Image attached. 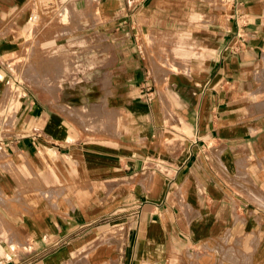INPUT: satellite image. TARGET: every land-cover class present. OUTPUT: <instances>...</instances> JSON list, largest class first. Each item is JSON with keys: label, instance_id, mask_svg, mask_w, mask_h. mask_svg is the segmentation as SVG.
Here are the masks:
<instances>
[{"label": "crops", "instance_id": "0c3cea01", "mask_svg": "<svg viewBox=\"0 0 264 264\" xmlns=\"http://www.w3.org/2000/svg\"><path fill=\"white\" fill-rule=\"evenodd\" d=\"M178 9L0 0V107L9 93L16 107L0 131V264H264V0H231L203 60L168 72L145 43ZM32 17L90 44L68 53L80 84L19 77ZM83 104L106 133L84 129Z\"/></svg>", "mask_w": 264, "mask_h": 264}, {"label": "rangeland", "instance_id": "374dc122", "mask_svg": "<svg viewBox=\"0 0 264 264\" xmlns=\"http://www.w3.org/2000/svg\"><path fill=\"white\" fill-rule=\"evenodd\" d=\"M176 1L179 4L178 11L172 12L173 15L169 12L167 18H176L178 28L163 26H161L162 28H156L158 30L156 38L145 43L150 48L155 67H162L168 72L186 69L190 64L203 60L205 41L208 38L206 28L212 25L214 20L226 19L231 13V0ZM58 8L53 11V18L62 21V23H68L70 16L68 10L60 11ZM33 20V17L29 20L25 31L27 41L23 44L19 54V77L39 88H42L44 80L47 86L51 83L58 84L60 81H63L67 87L76 83L80 84L85 71L84 60L74 58V54L69 55L68 53L75 49L84 52L89 51L90 44L86 41L80 43L70 42V35L65 30H61L54 36L49 28L45 29L44 25L42 26L41 20ZM187 25L195 30L189 37L182 34ZM171 31L174 33H171ZM60 34L63 35L62 39L65 38V42L63 40V43L57 42L55 44L53 40L59 38ZM55 51L66 52L67 54L63 56L69 57L60 58V55L55 54ZM43 67H45L47 73L50 71L51 74L44 75ZM10 95L9 93L0 107V131L8 130L12 126L16 107L13 104H8ZM82 109L88 115L85 119L81 118L84 129L92 133L93 131L106 133V114L94 112L88 106L85 107L84 104Z\"/></svg>", "mask_w": 264, "mask_h": 264}, {"label": "bare ground", "instance_id": "6f19581e", "mask_svg": "<svg viewBox=\"0 0 264 264\" xmlns=\"http://www.w3.org/2000/svg\"><path fill=\"white\" fill-rule=\"evenodd\" d=\"M64 13H65V12H64ZM62 14H63V13H62ZM65 14H66V13H65ZM63 15H64V14H63ZM37 16H38V15H37ZM35 18H37V17H34L33 19L35 20ZM29 20H30V19H29ZM34 20H33V21H34ZM36 21H37V20H36Z\"/></svg>", "mask_w": 264, "mask_h": 264}, {"label": "built area", "instance_id": "2783aa9c", "mask_svg": "<svg viewBox=\"0 0 264 264\" xmlns=\"http://www.w3.org/2000/svg\"><path fill=\"white\" fill-rule=\"evenodd\" d=\"M149 89V88H148Z\"/></svg>", "mask_w": 264, "mask_h": 264}]
</instances>
